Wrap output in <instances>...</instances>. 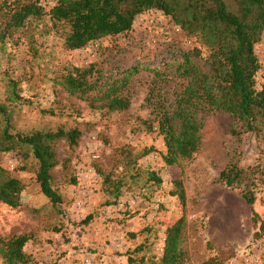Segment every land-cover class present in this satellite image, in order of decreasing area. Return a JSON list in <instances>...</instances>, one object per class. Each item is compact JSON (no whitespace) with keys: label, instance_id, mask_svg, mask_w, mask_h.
I'll return each instance as SVG.
<instances>
[{"label":"rangeland","instance_id":"rangeland-1","mask_svg":"<svg viewBox=\"0 0 264 264\" xmlns=\"http://www.w3.org/2000/svg\"><path fill=\"white\" fill-rule=\"evenodd\" d=\"M40 1L49 8L56 0ZM49 25L42 21L17 31L0 47V103L12 111L14 131L76 127L81 136L76 146L63 140L56 145L58 164L51 173L60 209L42 193L33 157L0 152V166L23 184L17 207L0 202V237L32 234L23 247L31 264H140L141 256L162 254L167 229L183 217L188 264L213 256L224 264H251L246 259L252 253L264 254V235L254 236L251 221V208L264 218V123L257 132L235 135L231 115L211 113L193 156L167 165L164 137L146 98L154 89L172 112L180 83L175 74L157 80L147 70L136 71L124 91L129 107L115 112L91 106L52 80L73 67L115 71L205 47L184 32L173 33L171 19L158 12L138 16L127 33L76 50L66 49ZM254 50L261 64L259 88L264 32ZM231 160L248 170L252 206L242 198L243 185L229 187L218 178Z\"/></svg>","mask_w":264,"mask_h":264},{"label":"trees","instance_id":"trees-1","mask_svg":"<svg viewBox=\"0 0 264 264\" xmlns=\"http://www.w3.org/2000/svg\"><path fill=\"white\" fill-rule=\"evenodd\" d=\"M158 12L171 19L180 33L195 37L205 51L194 47L179 50L151 63L121 67L102 72L94 64L73 67L52 78L70 95L87 101L106 112L129 107L124 93L136 71L147 70L160 80L169 73L179 79L173 110L169 112L159 93L149 92L146 103L164 137L167 165L189 159L201 143L200 129L206 116L225 112L236 121L231 132H257L264 123V82L257 87L256 74L261 64L254 46L264 32V0H56L47 8L40 0H0V47L17 31L48 21L50 30L58 33L64 47L76 50L105 37L127 33L135 19L145 13ZM33 40L32 34H27ZM16 95V94H15ZM157 97V98H156ZM81 131L76 128L56 130L14 131L12 111L0 103V152L13 151L21 158L33 157L36 181L42 193L60 209L61 196L53 187L51 170L58 164L56 145L63 140L76 146ZM248 170L234 161L219 172V180L229 187L241 188L242 198L252 206L254 195L249 188ZM151 178L160 181L152 174ZM106 181H110L109 178ZM178 185L179 182H176ZM23 184L0 166V202L10 207L19 205ZM119 189V185L115 187ZM179 197L183 200V191ZM255 237L264 235V218L251 208ZM184 219L167 229L163 252L158 258L141 256L140 264H188L182 248ZM32 234L0 237L3 264H31L23 247ZM141 246L133 251H138ZM136 262V258H127ZM198 264H224L219 257H209ZM264 264V262L262 263Z\"/></svg>","mask_w":264,"mask_h":264},{"label":"built area","instance_id":"built-area-1","mask_svg":"<svg viewBox=\"0 0 264 264\" xmlns=\"http://www.w3.org/2000/svg\"><path fill=\"white\" fill-rule=\"evenodd\" d=\"M172 32L175 34L180 33V29L177 26L172 27ZM168 33V32H165ZM251 264H262L264 262V254L252 253L250 257L246 259Z\"/></svg>","mask_w":264,"mask_h":264}]
</instances>
